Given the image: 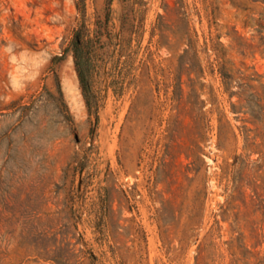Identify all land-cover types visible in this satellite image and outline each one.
<instances>
[{"label": "rangeland", "instance_id": "1", "mask_svg": "<svg viewBox=\"0 0 264 264\" xmlns=\"http://www.w3.org/2000/svg\"><path fill=\"white\" fill-rule=\"evenodd\" d=\"M0 264H264V0H0Z\"/></svg>", "mask_w": 264, "mask_h": 264}, {"label": "trees", "instance_id": "2", "mask_svg": "<svg viewBox=\"0 0 264 264\" xmlns=\"http://www.w3.org/2000/svg\"><path fill=\"white\" fill-rule=\"evenodd\" d=\"M91 44L92 39L88 38L85 26H82L75 31L74 37L71 41V50L74 55L75 64L78 69L80 82L83 87L87 102L88 95L90 94L89 74L92 67Z\"/></svg>", "mask_w": 264, "mask_h": 264}]
</instances>
